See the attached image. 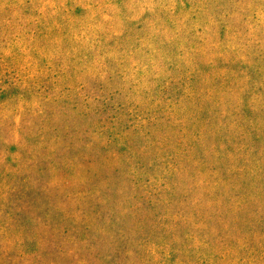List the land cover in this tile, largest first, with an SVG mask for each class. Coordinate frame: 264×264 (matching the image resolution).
<instances>
[{
    "label": "trees",
    "instance_id": "trees-1",
    "mask_svg": "<svg viewBox=\"0 0 264 264\" xmlns=\"http://www.w3.org/2000/svg\"><path fill=\"white\" fill-rule=\"evenodd\" d=\"M36 1L0 0V16L21 13L0 33V106L20 94L32 113L59 105L82 125L67 137L108 159H49L53 173L9 143L5 231L42 261L44 225L9 209L49 170L80 215L54 223L71 255L85 251L77 264H264V0ZM86 201L104 215H81Z\"/></svg>",
    "mask_w": 264,
    "mask_h": 264
},
{
    "label": "rangeland",
    "instance_id": "rangeland-1",
    "mask_svg": "<svg viewBox=\"0 0 264 264\" xmlns=\"http://www.w3.org/2000/svg\"><path fill=\"white\" fill-rule=\"evenodd\" d=\"M42 1H36L37 6L33 8L34 12L38 7L40 9L44 7L45 4H42ZM13 8L12 10L3 11L2 16H0V33H4L6 30L9 32L13 29H20L18 22L21 13L16 12ZM236 8L238 9V12H236L237 17L241 18L245 11L246 18L247 14L250 13L253 23L258 19V15L254 14L258 13L257 10L251 9L246 12L243 6L240 5ZM27 18L25 19L27 20ZM262 27L264 28V26ZM51 93L52 91L50 90L49 92H44V95L51 98ZM45 101L44 99L43 102ZM45 103L42 109H35V111L31 109L34 112L32 113L29 109L30 103L20 94L0 106V158L7 157L8 151H11L9 150L11 148L8 145L9 143L18 142L21 148L19 152L23 153L24 150L28 149V151L24 152L26 157H42L43 162L41 163V167H49L53 170V173L55 172L52 164L48 163L45 165V161L49 159L65 156L88 157L89 155L92 157H102L104 160L108 159L107 155L98 156L97 152H93V156L91 155L92 153L85 152L88 151L83 149L86 143L85 140L80 141V139L72 137L71 135L67 137L68 130L70 131L75 129L74 127L80 128L82 126L81 124L74 126L76 124V118L72 116L73 113L71 111H64L59 105L52 106L47 102ZM51 111L52 114L50 115L49 112ZM64 113L66 114L64 115ZM113 114L115 113L111 111L106 112L103 117V122L105 123V120L107 121ZM36 116H38L37 120L35 123H32L31 119H35ZM45 119L48 120L46 121ZM112 165L113 161L109 162V166ZM105 167L104 165L102 169ZM31 170L33 169H26L25 172L20 173V178H23L24 174L30 173ZM38 173L35 175V178L26 183L25 187L22 186L25 188V192L21 194L22 197H16L9 211L12 210L13 214L20 213L19 215L26 213L44 225L45 229L41 237L43 240L41 242V250L44 257L39 264H77L78 262L74 258L84 256L85 251L84 253L79 251L77 255L75 252V254L71 255L72 250L76 251L73 238L70 237L72 233H70L68 238L60 237V235H56V230L54 229V223L57 221V217L61 219L68 218V225L70 226L74 223L71 219L80 217V215L72 216L76 212L74 208L77 205L68 194L71 190L67 189L66 185H61V182L57 180L56 174L52 176L49 170H45L41 174ZM63 182L65 183V180ZM103 182L104 184L102 185L98 183L97 187L101 186V189L103 188L105 190L109 187L110 181ZM80 188L81 186L78 189ZM87 188L88 190H92L95 188V185L89 184ZM106 198L110 199L108 196ZM117 198L118 196H116ZM85 200L83 199V201ZM100 203L101 205H94L93 208L86 201L80 207L86 210L80 214L88 213L92 216L98 212L99 217L103 216L104 208L102 205L104 203ZM8 216L10 217V214H8L5 205L0 204V264H38L33 255L30 256L24 251L25 247L21 232L18 234L17 230L15 231L14 229L5 231L4 226L1 225V222L7 219L8 223H10L9 226L13 227L11 225L13 221H10Z\"/></svg>",
    "mask_w": 264,
    "mask_h": 264
}]
</instances>
